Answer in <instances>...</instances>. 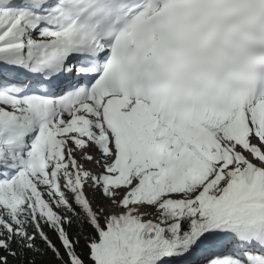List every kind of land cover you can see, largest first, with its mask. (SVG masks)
<instances>
[{
  "label": "snow or ice",
  "instance_id": "6c2138e0",
  "mask_svg": "<svg viewBox=\"0 0 264 264\" xmlns=\"http://www.w3.org/2000/svg\"><path fill=\"white\" fill-rule=\"evenodd\" d=\"M0 264H264V0H0Z\"/></svg>",
  "mask_w": 264,
  "mask_h": 264
}]
</instances>
